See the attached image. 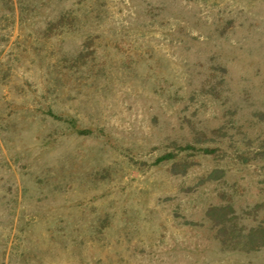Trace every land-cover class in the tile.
Returning a JSON list of instances; mask_svg holds the SVG:
<instances>
[{
  "label": "rangeland",
  "instance_id": "1",
  "mask_svg": "<svg viewBox=\"0 0 264 264\" xmlns=\"http://www.w3.org/2000/svg\"><path fill=\"white\" fill-rule=\"evenodd\" d=\"M0 264H264V0H0Z\"/></svg>",
  "mask_w": 264,
  "mask_h": 264
}]
</instances>
